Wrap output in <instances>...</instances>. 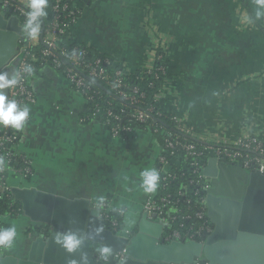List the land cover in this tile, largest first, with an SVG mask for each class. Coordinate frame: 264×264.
Returning <instances> with one entry per match:
<instances>
[{"label": "crops", "instance_id": "obj_1", "mask_svg": "<svg viewBox=\"0 0 264 264\" xmlns=\"http://www.w3.org/2000/svg\"><path fill=\"white\" fill-rule=\"evenodd\" d=\"M79 8L73 37L132 71L148 63L158 38L166 40L173 77L166 82L167 107L181 112L199 134L264 138V18L248 22L255 0H92ZM3 71L11 76L15 64ZM31 86L36 103L16 149L31 159L33 174L24 181L10 176V191L35 189L88 199L92 206L99 196L110 199L124 209V226L113 232L133 250L182 241H167L164 222L143 216L145 201L156 192L143 191L140 173L158 169L159 136L139 130L133 137H113L103 121L86 118V97L48 65L36 69ZM17 201L19 219L1 218L17 228L16 242L1 255L20 260L27 258L40 222Z\"/></svg>", "mask_w": 264, "mask_h": 264}, {"label": "built area", "instance_id": "obj_2", "mask_svg": "<svg viewBox=\"0 0 264 264\" xmlns=\"http://www.w3.org/2000/svg\"><path fill=\"white\" fill-rule=\"evenodd\" d=\"M89 1L92 0H53L39 37L32 40L22 34L15 56V71H21L23 78L8 90V96L21 106L34 105L33 74L29 76L23 69L28 65L34 70L48 65L61 72L74 90L86 97L89 103L86 118L103 121L113 137L127 138L136 127L161 135L163 142L157 169L161 180L156 194L145 201L143 210L150 218L156 215L166 223L167 241L204 243L213 231L206 206L212 179L205 173L209 161L220 160L248 172L264 173V138L257 134L204 136L181 112L169 110L167 103L159 108L157 101L168 99L166 82L169 79H164L162 86L150 93L149 90L155 88L153 81L146 86L133 83L129 76L135 71L115 63L109 56L94 53L90 44L73 37L81 17L79 4ZM25 5L26 0H0V12L8 14L13 9L12 15L18 16L23 26L28 11ZM167 58L166 40L158 38L148 63L140 68L136 79H143L145 75L155 79L165 77L169 72L164 65ZM21 135L22 131L0 126V158H3L0 199L11 196L10 176L29 178L33 174L31 159L16 149ZM99 208L106 226L114 232L120 230L119 219L124 218V209L113 207L110 199H105ZM20 209L14 210L19 212ZM124 257L123 253L118 254L119 261Z\"/></svg>", "mask_w": 264, "mask_h": 264}, {"label": "water", "instance_id": "obj_3", "mask_svg": "<svg viewBox=\"0 0 264 264\" xmlns=\"http://www.w3.org/2000/svg\"><path fill=\"white\" fill-rule=\"evenodd\" d=\"M12 11L0 12V71L15 58L23 34L20 19ZM221 165L232 169V165L220 160H210L205 169L212 177L206 206L213 231L204 243L174 241L169 246L158 244L136 248L134 252L126 237L106 226L100 208L92 206L88 199L72 200L35 189L13 188L11 196L20 200L26 215L40 225L35 227L36 235L26 259L0 254V264H72L73 261L82 264V254L87 257V264H104L95 247L100 245L114 250L108 264H120L119 253L124 254L125 264H264V173L243 172L244 193L239 198L223 196L215 188L218 184L215 171ZM143 216L150 218L145 212ZM101 228L103 231L97 235L96 230ZM68 230L85 238L82 247L74 253H68L56 243L57 234ZM138 250H142L141 256L136 254Z\"/></svg>", "mask_w": 264, "mask_h": 264}, {"label": "clouds", "instance_id": "obj_4", "mask_svg": "<svg viewBox=\"0 0 264 264\" xmlns=\"http://www.w3.org/2000/svg\"><path fill=\"white\" fill-rule=\"evenodd\" d=\"M256 9L254 18L248 19L249 23H254L256 20L264 18V0H255ZM26 13L25 23L23 24L22 31L26 34L27 38L35 40L39 37L43 19L47 18L49 7V0H26ZM23 72L29 76L33 74L34 69L31 65L26 66ZM21 71H14L11 76L6 71H0V126L12 128L17 131H22L27 121L30 119L31 109L27 105L21 106L14 99L9 98L6 89H11L17 86L22 79ZM0 163H3V158H0ZM141 188L147 194L155 193L159 188L161 176L155 168H146L140 173ZM105 198L99 196L96 198L97 207H102ZM103 229H97V235ZM17 238V228L13 226L0 228V248L12 249ZM84 237L78 232L71 230L57 234L56 243L65 249L68 253H74L79 250L83 243ZM99 258L104 264H108L110 257L113 255V249L108 245H100L96 249ZM82 264H87V257L81 255ZM72 264H76L75 261ZM120 264H125L122 260Z\"/></svg>", "mask_w": 264, "mask_h": 264}, {"label": "trees", "instance_id": "obj_5", "mask_svg": "<svg viewBox=\"0 0 264 264\" xmlns=\"http://www.w3.org/2000/svg\"><path fill=\"white\" fill-rule=\"evenodd\" d=\"M92 51L96 54H99L100 56H107L104 53H101L97 50H95L94 48H92ZM164 65H166L168 67V71H169V57L167 59L164 60ZM36 70H34L35 72ZM33 72V73H34ZM140 75V68L135 70V72H132L129 76L130 81H132L133 83H139L141 84V86H146L148 82L153 81L155 84V88L150 89L149 92L152 93L154 91V89L158 90V88H160L163 84V80L164 79H171L173 78L172 75L170 74V72L167 73V75L165 77H160L159 79H155L152 75H145V77L143 79H136V76ZM169 100L167 98H161L157 101V104L159 106V108L161 106H164L166 103H168ZM23 131V130H22ZM160 138V142H163L162 136L158 135ZM175 187V186H174ZM0 207H1V211H0V228H4V227H9L8 224H6L5 222H3L1 220V218L3 216H9V217H17L18 215H20L22 213V209H20V211L18 212V210H14V209H18L21 208V206L19 205L18 201L12 197V196H4L3 198L0 199ZM112 215H115L114 212H112ZM116 217V216H115ZM124 226V220L123 219H119V227L122 228ZM97 249V246H95ZM94 247V248H95ZM5 248H1V252L4 250Z\"/></svg>", "mask_w": 264, "mask_h": 264}, {"label": "rangeland", "instance_id": "obj_6", "mask_svg": "<svg viewBox=\"0 0 264 264\" xmlns=\"http://www.w3.org/2000/svg\"><path fill=\"white\" fill-rule=\"evenodd\" d=\"M183 117H184V115H183ZM139 130H143V131L149 132V133L152 132V131L145 129V128L136 127L130 133L131 134L130 136L133 137L134 136L133 134H135ZM158 155H159V152H158ZM158 155H156V157H158ZM234 169H238V170H234ZM128 170H130L131 172L133 171L131 168H128ZM243 172L248 173L247 170H245L241 167H238V166H232V169H231V168H228V166H226V165H221V166H219V170L215 171V177L218 179L217 185H221L226 181H231V184H237V182L242 181V183H243L242 185L246 186V178H245V175ZM236 173H238V174H236ZM20 178H22V179H20ZM23 179H25V178L18 176V178L16 180L24 181ZM9 182H10V180H9ZM19 216L20 215H18L17 217L11 218V221L16 222L17 219H19L18 218Z\"/></svg>", "mask_w": 264, "mask_h": 264}, {"label": "flooded vegetation", "instance_id": "obj_7", "mask_svg": "<svg viewBox=\"0 0 264 264\" xmlns=\"http://www.w3.org/2000/svg\"><path fill=\"white\" fill-rule=\"evenodd\" d=\"M12 63L15 64V58L9 66H11ZM242 184V181L237 182V184H231V181H226L221 185H216L215 188L216 191L223 196H232L239 198L244 193L245 186Z\"/></svg>", "mask_w": 264, "mask_h": 264}]
</instances>
